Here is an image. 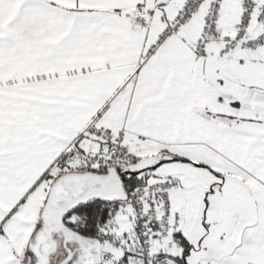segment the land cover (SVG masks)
Returning a JSON list of instances; mask_svg holds the SVG:
<instances>
[{"label":"snow or ice","instance_id":"6c2138e0","mask_svg":"<svg viewBox=\"0 0 264 264\" xmlns=\"http://www.w3.org/2000/svg\"><path fill=\"white\" fill-rule=\"evenodd\" d=\"M0 264H264V0H0Z\"/></svg>","mask_w":264,"mask_h":264}]
</instances>
